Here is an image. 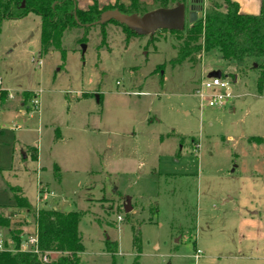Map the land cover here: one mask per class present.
<instances>
[{"label": "rangeland", "instance_id": "obj_1", "mask_svg": "<svg viewBox=\"0 0 264 264\" xmlns=\"http://www.w3.org/2000/svg\"><path fill=\"white\" fill-rule=\"evenodd\" d=\"M110 1L74 3L101 10ZM39 33L34 13L0 25V216L10 228L23 241L36 234L32 213L13 206L18 187L35 210L81 213L79 264H264V87L257 92L255 73L239 74L217 49L173 67L182 40L165 30L149 38L110 21L75 28L63 54L44 55ZM213 72L233 98L202 109L197 94ZM4 241L11 246L0 226Z\"/></svg>", "mask_w": 264, "mask_h": 264}, {"label": "trees", "instance_id": "obj_2", "mask_svg": "<svg viewBox=\"0 0 264 264\" xmlns=\"http://www.w3.org/2000/svg\"><path fill=\"white\" fill-rule=\"evenodd\" d=\"M184 0H154V8L173 7ZM23 4V5H22ZM118 9L121 13L142 15L150 11L145 6L132 0L131 6H108L99 10L94 3L88 8L79 10L74 0H0V25L6 20H18L29 13L40 19L39 54L61 49L64 34L75 28H87L96 25L100 14L105 10ZM118 24L115 21H110ZM103 25V24H102ZM120 25V24H118ZM122 26L130 34L135 35ZM179 38L180 44L176 56L170 61L173 67L182 66L185 62L195 65L197 56L212 49H217L223 59L234 61L237 72L246 74L248 70L255 73V87L261 93L264 87V0H261L260 11L256 15L242 14L238 5L232 0H223V7L215 0H210L202 11V17L183 31H167ZM27 101L31 92H22ZM4 91H0L2 99ZM24 101V102H25ZM261 142V138H250ZM31 158L36 160L37 150L29 148ZM14 207L32 213L36 227L38 253L23 252L20 249L22 234L20 230L10 228L7 218L0 216V226L4 227L10 237L11 246L4 241L0 249V264H79L80 254L84 248L78 232L81 213L78 211L61 212L54 208L34 209L23 196L20 188L11 187ZM8 206H0V209ZM138 242L134 238V245ZM116 246L106 241V249L111 255ZM51 253H57L54 260ZM46 256L48 262L40 257ZM114 264V263H113Z\"/></svg>", "mask_w": 264, "mask_h": 264}, {"label": "water", "instance_id": "obj_3", "mask_svg": "<svg viewBox=\"0 0 264 264\" xmlns=\"http://www.w3.org/2000/svg\"><path fill=\"white\" fill-rule=\"evenodd\" d=\"M23 5V4H22ZM202 17V10L195 3L186 5L183 2H177L173 7L156 8L139 15L137 13L124 14L118 9L105 10L100 14L96 25H102L109 21H115L125 26L128 30L137 36H148L152 38L155 32L165 31H183L185 23L193 24ZM81 51H85V45L81 44ZM210 77H221L220 72H213ZM129 198L123 207L125 213H129L131 207Z\"/></svg>", "mask_w": 264, "mask_h": 264}, {"label": "built area", "instance_id": "obj_4", "mask_svg": "<svg viewBox=\"0 0 264 264\" xmlns=\"http://www.w3.org/2000/svg\"><path fill=\"white\" fill-rule=\"evenodd\" d=\"M232 94L231 85L226 80H224L222 77H210L209 79L202 80L197 96L202 102V109L204 107L225 108L232 100ZM8 97L12 98L10 94ZM36 97L37 95L33 96L31 105L36 110V112L39 113V100ZM19 128L20 127L17 126V129ZM121 220L122 219L118 217V221ZM1 246L2 244L0 242V249L2 248ZM20 249L23 252L39 254L37 249L36 234L24 241L22 240ZM40 259L42 262H48L46 256H42Z\"/></svg>", "mask_w": 264, "mask_h": 264}, {"label": "crops", "instance_id": "obj_5", "mask_svg": "<svg viewBox=\"0 0 264 264\" xmlns=\"http://www.w3.org/2000/svg\"><path fill=\"white\" fill-rule=\"evenodd\" d=\"M209 1L210 0H184L183 3H185L187 6L190 5L191 3H195L203 11V9L206 7V5ZM215 1L217 3H219L220 5H223V0H222V3L217 1V0H215ZM232 1L238 5L239 12L242 14L256 15L260 11L261 0H232ZM131 2H132V0H112L108 4L104 5L103 8L108 7V6H114V5L129 7V6H131ZM137 2H138V4H141L143 6H147V5H153L154 6V0H137ZM153 9H155V8H153ZM153 9H151V10H153ZM233 80L236 81V75L233 77ZM4 92H6V91H4ZM33 94H35V93H33ZM7 99H9V98H7ZM10 99H13V98H10ZM19 105H20V107H23L24 103L20 102ZM20 113L24 114V110H21ZM13 157L14 156L11 155V160H13ZM38 199H39V196H38ZM38 203H40V202H38Z\"/></svg>", "mask_w": 264, "mask_h": 264}]
</instances>
